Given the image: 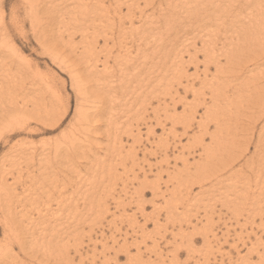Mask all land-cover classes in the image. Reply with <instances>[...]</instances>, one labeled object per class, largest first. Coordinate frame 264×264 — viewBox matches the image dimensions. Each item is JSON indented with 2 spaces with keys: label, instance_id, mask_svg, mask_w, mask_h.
Masks as SVG:
<instances>
[{
  "label": "rangeland",
  "instance_id": "rangeland-1",
  "mask_svg": "<svg viewBox=\"0 0 264 264\" xmlns=\"http://www.w3.org/2000/svg\"><path fill=\"white\" fill-rule=\"evenodd\" d=\"M37 1L32 12L28 0H0V45L13 48L0 46V114L22 108L16 124L0 128V204L14 207L16 220L5 231L9 212L0 208V264H264V137L256 146L264 97L242 91L250 87L244 76L234 93L230 85L238 83L228 78L235 74L222 77L215 63L205 76V51L230 48L237 34L226 17L214 16L220 3H208L210 22L189 24L188 7L181 18L167 7L181 0ZM234 4L236 21L248 22L241 2ZM120 17L123 28L159 39L158 49L149 46L150 66L160 50L186 70L181 81L169 71L165 85L147 89L158 96L134 101L131 111L124 100L142 82L129 88L124 80L127 96L116 105L115 94L112 100L91 73L107 67L103 83L117 85L123 70L135 68L125 59L140 62L132 33L117 39ZM223 78L229 86L218 122L232 129L239 146L219 152L222 167L233 158L220 171L210 160V177L200 173L197 183L205 147L215 145L217 122L204 115L215 106L209 87ZM194 89L203 100L191 110Z\"/></svg>",
  "mask_w": 264,
  "mask_h": 264
},
{
  "label": "bare ground",
  "instance_id": "bare-ground-1",
  "mask_svg": "<svg viewBox=\"0 0 264 264\" xmlns=\"http://www.w3.org/2000/svg\"><path fill=\"white\" fill-rule=\"evenodd\" d=\"M28 1H30V4L32 3L34 5V7H32V12L35 11L34 10V8L36 6L35 2H38V1L37 0H28ZM222 2H226V3L222 4ZM227 2H232V4L231 3H227ZM235 2H241V5H240L241 11L240 12H242V9H243L244 12L246 13V14L245 13L243 14L244 15L243 21L248 19V22H244V23L240 24L238 19L236 21V17L233 16L234 13L232 11V8L235 7V4H234ZM208 3H220V4H218L215 7L214 16H220L221 15L223 17H226L228 19V22L230 23L229 25L232 26L233 28H235L233 31L235 33H237V34L235 36H232L233 38H232V42L230 43V45H231L230 48H228L227 45L223 43L222 47L219 50H217V49H215L214 47L211 46L210 47V51L209 50L205 51V58H207V63L205 64L206 65L205 66V71H206L205 76L207 75V72L210 70V67H211L209 63H215V65H217V67H218L217 70H219L221 72L222 77L225 76V74L227 72H231V73L235 74L234 76H230L228 78V79L231 78L230 80H232L233 82H237L238 83V84H235L233 86L230 85V87H232L234 89L233 90L234 93H238L239 91H241L240 87H242L245 84V83L243 84L244 81H241L243 76H244L246 78H249L250 81H247L246 83L249 84L250 87L249 88H243L242 91L243 92H247V91L248 92H253L254 91L253 95H259V97H264V81H263L264 70H262V69H264V0H244V1L243 0H238V1L237 0H181V3H178V2L176 3L175 2V3L172 4V2H170L169 3L170 5H168L167 7L170 6L169 12L171 11V13H172V11H173L174 14L176 13V15L179 18L182 17V14L184 15V13H183L184 8L186 9L188 7V11H186V13H185L186 16L184 18H185V20L187 22H189V24H192V23L196 24V22H198V23H201V22L202 23L203 22L204 23H208V22H210V18H211L210 14H209L210 13L209 8H207ZM176 10H178V11L176 12ZM58 12H56V13H58ZM93 14L96 15V11H94ZM241 14L242 13H240V15ZM176 15H175V17L178 18ZM121 17H120L121 25H120V27H118L117 39L120 40L123 35H127L126 31H127V33L129 32V35H130V33H132L130 35V38L133 39L135 42L138 41V43L140 44L139 48L137 50V57L135 58L137 61L139 60L140 62L137 63V62H133L132 60L128 61L127 59H125L127 63L130 62V66L132 65L134 67V65H135V68H133V69L129 68L128 70H123V71L121 70L122 71L121 74L115 79L117 85H115V84L113 85L112 84L113 81H110V80H109L108 83H106V85L103 83L104 82L103 81V79H104V73L103 72L107 70V67H104V69L99 74H96V73L94 74V71L91 72V73L93 74L94 78H95V75L97 77H99L98 81H100L101 90L106 91L107 94L109 96H111L110 98L112 100H113V95L115 94L116 105H118V103H120V101H121L120 97L122 95L127 96L125 93H122L123 90H122V87L120 86L121 83L124 82V80L128 81V83H129L128 87L129 88H131L130 86L134 85L135 83L142 82L141 83L142 85H141L140 88H138L137 86H134V88H133L134 90L129 92V94L131 93V95H129V98H128L129 103L127 102V100H124L125 101V106H128L127 108L131 111V109L135 107L134 101H137L139 99L140 101L143 100L145 102V101H147L149 99V96H150V99H153L154 98L153 96H155V95L158 96V94H156L157 92H148L149 90H147V89H152L153 90V89H157V88L161 87L162 85H165V83H166L165 81H169V79L166 77V76L170 75L169 71H172L173 75L176 76L175 78L178 79L179 81H181L182 80L181 79L182 75L184 73H186V70L184 68L185 66L183 65V63L180 64L181 62L178 61L177 57L174 56V59H176V61L171 63L170 60H169V58H170L169 56H171L172 54H170V52H167L166 55H162L161 53H159L160 50H158V51H156V53H154L153 59L155 60V65L154 66L151 65L152 66L151 67L149 62L152 61V60H150V59H152V57H151V55L153 54L152 50L153 49H158L160 47L159 39L155 35L146 34V32L144 33V30H142V33L140 34V29H137V30L131 29L130 30L128 28L127 29L123 28V25H124L123 20L124 19H122ZM73 19H77V18L73 17ZM83 19H84V17H83ZM178 21L172 20V22H174V23H176ZM172 22L169 21V23H167V24L169 25ZM0 23H2L1 18H0ZM222 23H219V24H222ZM1 25H4V23H2ZM170 27L173 28L172 25H170L169 28ZM169 28H168V30H169ZM158 29H160V27H158ZM171 30L173 31V29H171ZM101 32L103 33L102 30H101ZM109 32L115 38V33L116 32L115 31H109ZM165 32L166 31H164L162 33L164 34ZM107 33L108 32H106V34ZM150 33H152V32H150ZM156 33H158V32H156ZM103 34L105 35V33H103ZM143 35H146V36L143 37ZM175 35L178 36L177 34H175ZM162 36L163 35H161V38H162ZM107 37L110 38V36H107ZM107 37H106V40H108ZM125 37H126L125 41L127 43V37L128 36H125ZM7 40H9V39L7 38ZM1 41L3 42L4 39L1 40ZM9 44L6 43V44L0 45V46L1 47H8V48L13 49ZM203 44H204V46L207 45L206 43H203ZM124 46H126V45H124ZM149 46H153V49H150ZM249 49H251V50H249ZM7 50H9V49H7ZM10 51H12V50H10ZM247 51H250V52H247ZM218 52L220 53V55H222V57L226 58V63L223 64V65L220 63L219 58H217V55H219ZM255 52L257 53L256 55H254ZM121 54H122V51H121L120 55ZM127 54H128V52H127ZM192 60H194V59H192ZM2 61L4 63L6 61V59H4ZM94 61L96 62V60H94ZM169 64H171V65H169ZM96 65L97 64L95 63V66ZM255 70H259V73L257 74L256 73L257 71H255ZM161 72H162V74H161ZM165 73H167V74H165ZM74 75H75V73L73 74V76ZM197 78H198V76H197ZM74 80L77 81L80 84L83 81V80L82 81L79 80V77L77 75H75ZM223 80H224L223 83H221L222 81L220 82V80H218L217 81L218 83H214L212 85L210 84V87H209L211 89V91H212L213 96L215 97V98H213L215 106H214V108H210L209 110L207 109L208 110V111H206L207 114L205 112L204 115L208 119L210 117L211 119H213L214 121L217 122V126L215 125L216 126V128H215L216 132H215V134H212V136H211V139L214 140L215 145H213V143H212V145H208L207 147H205L207 152L205 151V158H204V162H203L204 164H202V166H200V165L197 166L196 165L197 166V168H196L197 170L195 172V175H197V176L194 179L197 181V183H201L202 182V180H201L202 176H200V173H202L203 176H206V178H207V176L210 177V170H209L210 160H212V163L215 160V163L212 164V166L214 165L213 169H216L217 171L221 170V168L217 169L219 167H222L221 166V161L218 163L217 160L215 159V157H217L218 155L220 156L219 152L222 151V152L226 153L225 151L228 150V152L230 151V153H233L234 150H235L234 148L237 145L239 146V144L237 142V139H235L234 136L231 135L232 134L231 133L232 129L228 128L226 126L224 127V126L221 125L220 122H218V120H219L218 116L220 114L219 111H220L221 106H222L221 104L224 103V100L226 99L225 98L226 97V94H225L226 92L223 91V90L227 89V87L229 86L228 85L227 87H225L226 85H224V84H226V82H225L226 80L224 78H223ZM191 81H193V80H191ZM151 82H156V83L153 84L152 88H150L151 86L149 87V85H152ZM106 86H107V88H105ZM245 89H248V90H245ZM125 90H128V89L126 88ZM176 91L178 93V90H176ZM192 91H193V94H194L193 95L194 99H196V100H195V102H192L193 105L191 103V105H190L191 106V110L196 109V108L192 109L193 106H196L195 103L202 102V100H203V99L200 98V97L203 98V93H199L198 91H195V89L192 90ZM79 92L83 93V89L81 88V90ZM116 94H118V96ZM145 96H146L147 100L144 99ZM228 99H230V98H228ZM263 100H264V98H263ZM144 102L142 104H144ZM263 103L264 102H262V104ZM16 106H17V104H16ZM254 106H256V105H254ZM1 110H2L1 111L2 114H0V119H1L0 128H9L8 126L11 125L12 123L16 124L17 119L22 114L20 112L22 110V108L19 109V107H18V110H20V111H17L14 108V110L16 112V113H14V115L11 114V113H8L6 108H3ZM14 110H12L11 112H13ZM191 110H189V111H191ZM81 111L79 113H81ZM196 112L197 111L191 112L192 114L189 113L188 115L190 116V118H192L191 115L193 116ZM259 114H261V112ZM262 114H263V111H262ZM207 118L205 119V121L207 120ZM189 119H186V121H188ZM180 120H182V122H183L184 121L183 117ZM171 123H173V122L171 121ZM209 124H207V125H209ZM185 125H186L185 128L189 127L187 122H185ZM192 125H193V123H192ZM199 128L203 129V131H201V130L200 131L201 132L205 131V133L208 130L207 126H205V122L204 123L200 122L199 123ZM81 129L84 130L82 127H81ZM248 131L252 133V131H250V130H248ZM248 131H246V132L249 133ZM254 131H255V129H254ZM236 134H238V132ZM261 134H262V136H258L259 141H258V145H256L257 147H260V146L263 145L262 141H263V137H264V126L261 128ZM201 137H202V134H201ZM201 137L199 138L200 143L204 142V140L202 139L204 137H202V138ZM230 141H231V144H228ZM259 143H261L262 145L259 146ZM245 146L247 148L248 145H245ZM242 149H243V147H242ZM242 149H240V150L242 151ZM57 152L58 151L56 150V153ZM231 157H232V154H231V156L228 157V162L225 163L224 166H227V164L230 162L229 160L231 159ZM222 158H223V156H222ZM225 161H226V159H225ZM224 166L222 167V169L225 168ZM217 171L215 172V175L217 174ZM211 172H213V171H211ZM195 175H193V176H195ZM217 176H220V175L219 174L216 175V178H217ZM191 178H192V176H191ZM183 180H182V182H183ZM0 208L3 211V213L5 211L9 212V213H6V214H8L7 216H9L10 219L8 220V218H7L6 221H5V229H6L5 231H10V230H12V227L14 225L16 226V220L15 221L11 220V219H13L12 214H14V209L15 208L12 207L11 205L9 206V208H7V207H4L1 204H0ZM12 233L13 234L9 235V239L14 237L15 232L13 231ZM22 239L23 238L20 237V235H19V238L17 240H18V242H20V241L22 242ZM10 243H12L11 240L9 242V245H10Z\"/></svg>",
  "mask_w": 264,
  "mask_h": 264
}]
</instances>
